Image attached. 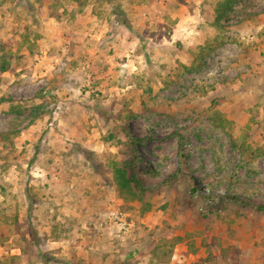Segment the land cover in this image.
<instances>
[{
    "label": "rangeland",
    "instance_id": "obj_1",
    "mask_svg": "<svg viewBox=\"0 0 264 264\" xmlns=\"http://www.w3.org/2000/svg\"><path fill=\"white\" fill-rule=\"evenodd\" d=\"M220 1L0 0V264H264V0Z\"/></svg>",
    "mask_w": 264,
    "mask_h": 264
},
{
    "label": "trees",
    "instance_id": "obj_2",
    "mask_svg": "<svg viewBox=\"0 0 264 264\" xmlns=\"http://www.w3.org/2000/svg\"><path fill=\"white\" fill-rule=\"evenodd\" d=\"M240 0H221L216 7V22H220L224 18H229L230 13L235 8V5ZM1 70L6 69V65L3 64ZM114 179L118 186V194L125 198H136L139 193V180L136 178L134 166L126 163L125 166L114 167ZM48 259V258H45Z\"/></svg>",
    "mask_w": 264,
    "mask_h": 264
}]
</instances>
